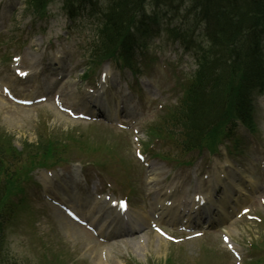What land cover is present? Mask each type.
Segmentation results:
<instances>
[{"label":"rangeland","instance_id":"1","mask_svg":"<svg viewBox=\"0 0 264 264\" xmlns=\"http://www.w3.org/2000/svg\"><path fill=\"white\" fill-rule=\"evenodd\" d=\"M186 4V1L178 0L174 3L177 9H171L164 3L157 6L152 1H144L145 17L149 18V21L155 17L158 21L150 25V34L143 38L144 47L140 43L134 44L137 64L143 65L148 75L144 73L139 81L135 82L129 72L114 70L113 62L106 60L101 62V68H97L86 78L88 82H82L79 76L81 77L83 72L82 64L85 58L81 48L87 39L96 34V26L90 24L94 22H90L89 18L82 21L70 20L65 13L63 0H51L48 10L40 17H33L25 11L24 0H0V80L6 83L14 94L33 98L53 90L65 106L95 113L97 109L90 101L99 89L97 75L101 70H107L112 79L108 83L109 90L105 91L106 99L110 110L116 107L114 113L116 116L109 119L111 120L109 124L96 122L99 127L102 126L96 128L90 125L94 121L76 119L59 110L53 93L48 97L45 95L47 98L41 104L23 107L8 99L1 92L0 84V135L9 134L13 144L21 149L25 141L34 142L40 148L42 143L49 140L46 138L48 131L82 132L85 137H89L94 144L101 147V154L106 153L109 139L119 140L120 150H118L126 160L125 166L121 162L110 161L107 168L113 175L104 174L105 181L97 174L90 175L91 169H97L91 164L87 166L86 176L69 177L60 170L53 172L43 170L36 173V178L40 180L37 181L39 187H36V190H29L26 199L13 206L16 215L3 226L5 243L1 247V253L6 264H38V260L41 259L40 251L35 246L38 238L32 236L30 223L37 227L45 241L54 242L66 253L64 264H70L72 260L79 264H157L168 255L173 257L175 264H192L191 260L201 261L203 253L207 254L210 251L217 255L225 253L228 257L227 264H238V260L230 255L220 239L221 226L212 227L209 229L210 232H206L202 237L185 241L181 245H175L150 230L139 235L112 238L108 236L106 228L99 230L103 223L95 225V228L99 227L96 228L99 234H92L80 224L65 217L58 207L52 205L46 198V196L54 199L59 197L65 203L71 202L84 217L91 218L93 206H97L93 202L108 204L104 200L105 195L110 196V199L127 197L130 205L129 214L141 213L151 217L156 195L168 190L170 185V190H174L169 202L180 198L186 205L181 204L179 206L181 210L192 206L193 194L198 190L212 188L215 204H220L219 198L223 197L227 190L230 201L232 194L229 192L234 193L231 184L234 178L240 182L244 180L246 185L249 180L252 181L257 192L256 196L246 202V205L251 204L252 211L264 212L263 199H260L264 197V175L260 170L264 161L258 149L264 140V130L262 131L264 90L263 93L256 94L254 101L256 122L261 131L255 133V137L250 136V142H246L240 154L226 156L221 148L214 155L206 152L198 155L195 151L183 156L174 147H165L174 158L180 157L185 160L192 158V166H176L174 162L168 164L153 159L144 150L145 125L147 126L149 121L152 122L160 114L159 112L155 116L163 102L164 104L174 102L175 88L172 90V96L170 94L175 82L174 75H171L174 71L172 64L178 63L176 72L180 76L196 66L198 52L195 49L201 42V36L197 33V31L201 32L198 26L194 28L197 31L188 36L194 41L189 43L188 49L178 41L171 40L163 30L152 32L156 27L164 28L171 25L181 27V23L184 29L188 26L187 23H192L193 17L183 9ZM140 34V31L134 32L135 37ZM56 54L60 63L55 69H50L49 63L52 59L54 61L57 59L54 58ZM12 56L19 58L16 60H19L18 64L21 68L32 70L30 77L25 80L16 79L14 72L8 66ZM16 60L14 62H17ZM123 80H128L129 83L125 84ZM137 89L139 91L135 93L134 90ZM128 118L135 120V122L131 121V129L139 128V133L136 135L141 138L138 139V144L142 153L147 155L145 161L149 165L147 168L134 156L133 149L136 147L138 149V146L137 140L133 142L132 132L118 129L119 120L126 122ZM107 129L114 130V135L107 132ZM240 134L243 135L245 132L240 129ZM119 135L123 138L119 139ZM230 161L233 167H227ZM237 163L242 164L241 169H238ZM126 166L128 169L131 168L130 173H125L123 167ZM153 166L154 170H152ZM65 168L69 169V166ZM221 168L226 173H221ZM152 173L157 176L154 181L151 180ZM220 174L221 176H218ZM129 175L134 186L132 195L124 191V186L126 188L128 185L126 177ZM75 180H79V184ZM234 204L235 202H231L230 206L236 212L239 208ZM177 216L179 220H187L184 211ZM195 216L193 214L190 218L194 219ZM205 216V214L199 215L202 219ZM219 216L220 214L215 212L210 218L217 220ZM222 227L228 233L232 230V233H229L231 241L241 244L244 252L246 241L252 233L258 230L261 232L257 223L245 219L234 223L227 221ZM194 232L197 231L192 233ZM173 234L182 235L176 231H173Z\"/></svg>","mask_w":264,"mask_h":264},{"label":"trees","instance_id":"2","mask_svg":"<svg viewBox=\"0 0 264 264\" xmlns=\"http://www.w3.org/2000/svg\"><path fill=\"white\" fill-rule=\"evenodd\" d=\"M27 2L37 13L46 0ZM143 3L144 0H113L107 10L99 11L106 21L107 30L94 44V59L106 58L127 47L131 37L129 27L136 24L133 22L134 13L123 16L122 8L135 11L137 15ZM190 5L198 15L196 18L202 21L207 18L210 23L211 28L206 30V35L211 41V48L206 52L209 58L204 59L189 77L185 95L168 117L170 127L179 129L182 144L187 149L196 146L199 133L206 132L209 127L213 135L226 132L227 124L238 119L251 127V88L255 82L264 80V48L261 45L264 0H191ZM83 7L82 3L78 10ZM131 45L121 55L128 58ZM204 110L207 116L199 117ZM60 145L46 140L42 144V153L48 156ZM19 155L9 140L0 137V202L15 190L16 169L9 172L8 160L13 157L17 161Z\"/></svg>","mask_w":264,"mask_h":264},{"label":"bare ground","instance_id":"3","mask_svg":"<svg viewBox=\"0 0 264 264\" xmlns=\"http://www.w3.org/2000/svg\"><path fill=\"white\" fill-rule=\"evenodd\" d=\"M182 24L183 23H181V27L177 26L176 28L180 31H186L187 32L186 27L183 29ZM196 26H198V28L201 31H206V30L211 28L210 23L208 22L207 18L204 19L203 21L197 22ZM205 116H207L206 110L202 111L199 114V117H205ZM24 144H35V143L34 142L33 143L25 142ZM155 176H156V174L153 175V177H155ZM237 193H238V198L235 199V202H240L242 200L243 195L246 194V191L244 190V188H242L240 186ZM200 194L203 195V198L205 199V203L203 205L198 204L197 209L199 210V213H206L208 215H212L215 212H217L220 214V216L217 218V219H220V221H223V219L227 218L229 216V214L232 213V210L231 209L229 210L228 207H226V204L228 202L225 198L220 200V204H215V202L213 201V196H212V192L210 189L205 191V192H201ZM163 196L167 197L166 201L170 199V194H167L166 191L162 195H159V197L157 198L156 204L158 205V208L161 210L158 213V215H160V216H163L164 213L172 214L174 212L172 205L167 206V205L163 204ZM168 219L171 220L174 218H173V216H170ZM213 220H216V219H213ZM110 232L112 233V231H110Z\"/></svg>","mask_w":264,"mask_h":264}]
</instances>
